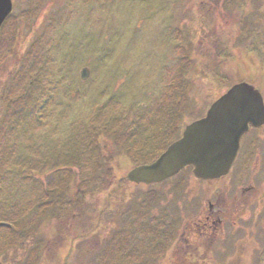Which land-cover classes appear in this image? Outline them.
I'll return each instance as SVG.
<instances>
[{"label": "rangeland", "instance_id": "obj_1", "mask_svg": "<svg viewBox=\"0 0 264 264\" xmlns=\"http://www.w3.org/2000/svg\"><path fill=\"white\" fill-rule=\"evenodd\" d=\"M41 3L38 50L32 51V38L24 43V52L0 49V86L4 87L0 98V261L32 264L36 257L34 264H264V198L250 201L240 216L236 208L231 209L230 219L224 220V235L214 246L215 257H183L181 261L173 257L177 253L169 232L176 231L172 230L177 222L163 212L174 210L170 214L175 219L181 213L183 218L190 217L184 213L187 207H200L210 190L213 202L227 206L217 194L227 193L226 189L231 196L242 194L240 186H235V169L217 186L199 184L188 169L176 182L155 188L115 189L117 179L134 164L128 141L153 152L160 134L169 138L177 133L174 127L183 130L231 84L244 80L264 89V0H213L201 5L199 33L181 28L192 12L186 10L183 16L172 5L176 0ZM18 12L16 6L14 13ZM11 25L32 30V22L15 19L3 30ZM178 61L192 65L185 67L178 80L167 81ZM84 67L90 68L91 75L81 80ZM5 89L11 90L7 99L2 98ZM173 105H177L174 112ZM102 123L119 132H104ZM127 130L158 134L140 139ZM95 143L101 148L102 161L111 160L107 178L112 183L104 185L102 179H95L87 193L83 181H89L94 164L74 166L78 175L65 202L80 204H69L66 215L56 208L45 211L39 223L41 241L34 237L18 242L21 228L9 226L10 216L28 209L17 227L31 222L40 212L34 203L37 194L65 179L70 170L67 158L73 153L93 160L95 153L87 146L96 147ZM83 148L93 156L80 153ZM181 179L190 195L182 199L176 191ZM256 185L260 186L257 181ZM114 190L118 192L112 194ZM149 191L158 197H151L146 209L140 196ZM80 193L89 194L85 205L78 198ZM153 217L159 223L154 225L152 220L147 228L145 223ZM162 217L168 219L161 221ZM242 243L247 244L245 251Z\"/></svg>", "mask_w": 264, "mask_h": 264}, {"label": "flooded vegetation", "instance_id": "obj_2", "mask_svg": "<svg viewBox=\"0 0 264 264\" xmlns=\"http://www.w3.org/2000/svg\"><path fill=\"white\" fill-rule=\"evenodd\" d=\"M17 1L18 0H12V11L0 28V36L1 34L3 36L1 38L2 40L0 39V49H7L15 53L19 51L24 52V43L29 42L30 38H32L34 44L31 49L33 52H36L39 45V30L37 29V24L41 16L38 12L42 6V0H21V5H17ZM210 1L213 0H176V3L172 5L178 6L179 12H181L183 16L186 10L192 12L191 16L184 19L187 24L181 25V28H190L193 33H199L197 27H199L198 23L201 5L206 6V3H210ZM16 6L20 7V12L15 14ZM10 19H15L18 23L32 22V30H20V25H11L7 31H4L3 28ZM12 32H15L17 36L11 35ZM1 61L2 59H0V62ZM165 68L167 69L166 66ZM178 68L180 69L183 67L178 66ZM142 134H145V132H142ZM157 134V132L152 131L145 135L155 137ZM159 136H162V138H159L160 141L156 142V149L161 148V151L165 148L164 145L176 139V135L167 138V135L162 133ZM262 140H264V126L260 128H251L242 138L241 149L229 174L212 183L217 186L219 181L230 176L235 169L234 182L235 186H240L241 195L231 196L226 189L227 193L220 194V196L217 194V199L222 198L223 201L226 200L228 205L220 206L219 201L213 202V190H210L203 196L202 204L204 205L201 204L200 207H188L187 211L184 212L185 214H192V216L187 217L184 215L183 218L182 213L179 215L178 219L181 221L182 218V222L181 226L177 229L175 237H173L175 238L173 241L174 252L177 253V256L173 257H215L213 254L214 246L217 245L218 241H221L222 235H224V220L230 219L232 215V213L230 214L231 209L236 208L235 214L236 216L237 214L240 216L248 207L250 201L264 198V156H260V153L264 150V141ZM161 151L154 156H157ZM144 154L148 153L145 152ZM183 181L184 180H181L180 182ZM256 181L260 186L256 185ZM216 203L219 206L216 205ZM240 247L245 251L247 249V244L242 243ZM179 259L181 261V258Z\"/></svg>", "mask_w": 264, "mask_h": 264}, {"label": "water", "instance_id": "obj_3", "mask_svg": "<svg viewBox=\"0 0 264 264\" xmlns=\"http://www.w3.org/2000/svg\"><path fill=\"white\" fill-rule=\"evenodd\" d=\"M11 10V0H0V26ZM87 77L88 70L84 69L83 79ZM250 124H264L262 94L248 82L235 83L203 118L187 125L182 136L156 160L132 168L127 178L136 184L149 185L162 182L189 165L197 178H218L229 171Z\"/></svg>", "mask_w": 264, "mask_h": 264}, {"label": "trees", "instance_id": "obj_4", "mask_svg": "<svg viewBox=\"0 0 264 264\" xmlns=\"http://www.w3.org/2000/svg\"><path fill=\"white\" fill-rule=\"evenodd\" d=\"M253 40L256 39L255 35H251ZM178 105V103H176ZM177 105H173L172 107V111L174 112V109L177 107ZM109 120V118H108ZM106 120V122L108 121ZM112 122V121H111ZM109 124H106L104 125V127H109L108 126ZM111 125V124H110ZM177 129V131H179V128L174 127ZM91 144H89V146L87 147H90L89 150L93 151L95 153V157L93 158V160L90 161L89 157L85 160L84 158L81 159L80 158H77V154L75 152V154L73 153V155L75 156H72L71 158H67V160L69 161L67 167H69V173L66 175L65 179H62L60 180L59 182H56L54 185V187H48V189H45L43 192H41V194H37V197H36V202L35 203V206L38 208L37 209H40V212L36 215L37 219L35 220V218L30 222H26V226L25 227H17V223H20L24 220V218L26 219L29 211L28 209H25V210H22L21 212H19L17 215H15V218H13L12 216L11 219L8 224L9 226H13L14 228H21L20 232H21V235H19L17 238H18V242H22L24 240H28V239H31V238H37L41 241V237L39 236L38 234V231H39V227H40V222H41V214H45L46 212L52 210V208H56V209H59L62 211V213H64L63 215H66L67 214V210L68 209H65L70 205H72L73 207L74 206H78L80 204L79 201L77 202H69V203H66L65 200L68 199V193L71 189V185L76 181V176L78 175L77 172H75V170L73 169L74 166H77L79 168H81V166H85L86 163L88 162H91L94 164V169H93V172H92V175L89 179H86V180H89L88 182L87 181H83V185L85 186V188L88 190L87 193H90L89 189L91 188V184H92V181L95 180V179H102L103 180V183L104 185H107L108 183L111 184L113 180H111L109 182V178H107V175H109L111 173V170H110V162L111 160H108V159H105V162L102 161V158H101V148L98 146L97 147V143H95L96 147L94 146H90ZM83 152V153H86V155H89V156H93L91 154L88 153V150H84L81 149L80 153ZM57 154V157L59 156L58 153ZM97 154V155H96ZM100 154V155H99ZM96 158H98L97 160H95ZM101 158V159H100ZM78 159V160H77ZM148 161V160H147ZM47 163V162H46ZM57 163V162H56ZM48 164V163H47ZM55 164L54 163H51L50 165H48V168L50 166V168ZM68 178V179H67ZM67 179V180H66ZM126 180L124 179H119L117 185H116V190L118 191H122L124 190V188H126ZM114 190L112 192V194L115 192H118ZM84 191H82L83 193ZM81 195V193L79 194V197L78 198H81V200L83 201V204L85 205V198L89 195ZM111 194V195H112ZM109 195V196H111ZM70 196H72V193L70 194ZM143 200L146 202L148 200V198H145L143 197ZM82 204V203H81ZM147 206V205H146ZM19 211V210H18ZM36 211V209H35ZM46 211V212H45ZM60 211V212H61ZM57 213V216L59 215V213ZM104 213H99V215H103ZM47 216V215H45ZM54 218V217H53ZM36 221L33 222V221ZM25 221V220H24ZM33 222V223H32ZM19 225V224H18ZM37 231V232H36ZM15 243H11L10 245H14ZM19 244V243H17ZM9 246V245H8ZM37 258L35 257L34 260H36ZM34 260L32 262V264H34Z\"/></svg>", "mask_w": 264, "mask_h": 264}]
</instances>
